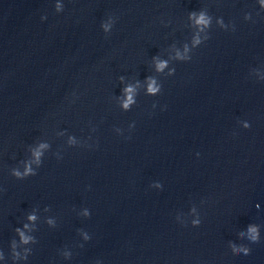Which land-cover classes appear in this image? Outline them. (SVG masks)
<instances>
[{
  "label": "clouds",
  "instance_id": "obj_1",
  "mask_svg": "<svg viewBox=\"0 0 264 264\" xmlns=\"http://www.w3.org/2000/svg\"><path fill=\"white\" fill-rule=\"evenodd\" d=\"M199 22H201V23L206 22V21L204 20L203 16H201ZM162 66H163V65H160L159 67H162ZM149 90L152 91V92L156 91V89L152 88L151 85L149 86ZM128 91L131 92V89H128ZM129 102H131V97H130V96H129ZM125 106H127V105H125Z\"/></svg>",
  "mask_w": 264,
  "mask_h": 264
}]
</instances>
